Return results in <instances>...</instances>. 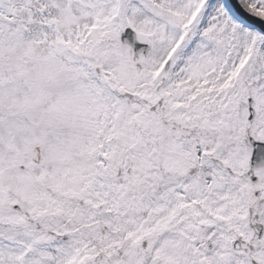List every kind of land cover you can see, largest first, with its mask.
<instances>
[{"label": "snow or ice", "instance_id": "snow-or-ice-1", "mask_svg": "<svg viewBox=\"0 0 264 264\" xmlns=\"http://www.w3.org/2000/svg\"><path fill=\"white\" fill-rule=\"evenodd\" d=\"M0 264H264V0H0Z\"/></svg>", "mask_w": 264, "mask_h": 264}]
</instances>
